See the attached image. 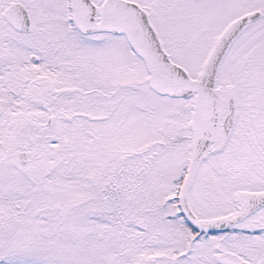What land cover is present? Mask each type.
Returning <instances> with one entry per match:
<instances>
[{"label": "snow or ice", "instance_id": "1", "mask_svg": "<svg viewBox=\"0 0 264 264\" xmlns=\"http://www.w3.org/2000/svg\"><path fill=\"white\" fill-rule=\"evenodd\" d=\"M0 264H264V0H0Z\"/></svg>", "mask_w": 264, "mask_h": 264}]
</instances>
